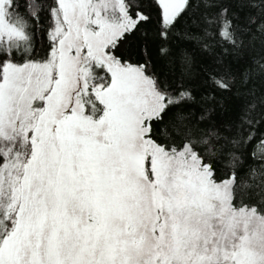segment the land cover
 <instances>
[{"label": "snow or ice", "instance_id": "1", "mask_svg": "<svg viewBox=\"0 0 264 264\" xmlns=\"http://www.w3.org/2000/svg\"><path fill=\"white\" fill-rule=\"evenodd\" d=\"M257 45L264 0H0V264H264Z\"/></svg>", "mask_w": 264, "mask_h": 264}, {"label": "trees", "instance_id": "2", "mask_svg": "<svg viewBox=\"0 0 264 264\" xmlns=\"http://www.w3.org/2000/svg\"><path fill=\"white\" fill-rule=\"evenodd\" d=\"M135 46V51L137 53L136 58H144L149 57L152 59L154 66L157 70H167V67L170 65V62L174 57H164L157 51L158 45L152 44L148 47V51H145L146 45L143 42V40H136L133 42ZM255 57H261L264 55V49L260 48L259 45H257L254 53H252ZM257 88L259 89V85H257ZM235 100H231L228 104L229 109H233V107L236 105Z\"/></svg>", "mask_w": 264, "mask_h": 264}]
</instances>
